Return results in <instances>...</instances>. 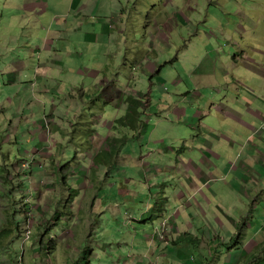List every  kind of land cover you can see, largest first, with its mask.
Masks as SVG:
<instances>
[{
  "label": "rangeland",
  "instance_id": "obj_1",
  "mask_svg": "<svg viewBox=\"0 0 264 264\" xmlns=\"http://www.w3.org/2000/svg\"><path fill=\"white\" fill-rule=\"evenodd\" d=\"M152 1L154 7L150 8L148 0H136L143 15L139 17L131 4V12L126 21L132 31H137L143 29L144 19L150 14L159 20L165 14V9L172 14H183L181 21L174 20L170 24V40L159 57L157 69H165L168 76L170 72H179L187 81L195 74L194 80L198 82L202 76L209 74V70L200 69L201 64L208 59H220L222 64L238 62L243 56L241 47L251 45L250 42L260 45L255 41L257 38L254 35L264 34V0ZM26 2L0 0V264H136L134 255L137 252L133 250L138 251L139 247L144 250L143 255L148 264H168V261L170 264H264V242L261 241L258 247L254 246L255 250L250 256L243 253L238 239L219 244L218 251L215 247L217 256L214 250L206 253L195 240L183 245V248L182 245L178 246L173 254L166 251L161 255L160 252L165 248L174 247H169L164 227L161 229L160 221L163 219L157 220L153 226L147 221L152 215L148 210L149 207H154V201L146 184V179H151V176L146 173L145 179L142 174L145 164L156 163L155 156L150 154L154 149L152 128L148 125L146 134L140 139L133 136L134 132L125 131L128 140L120 144L116 156L106 163L110 164L109 167L99 166L95 161L101 155V150H107L104 139L95 135L98 139L95 143L91 139L89 143L84 132H73V127L68 125H63L58 133L54 131L51 125L56 119L52 115L53 109L58 107L59 113L72 116L74 120L71 108L73 105L65 94L56 93L46 98L38 93L39 66L46 65L51 57L44 53H29L42 51V41L34 40V25L37 21L34 20L32 24L31 20L23 19V13H20V5ZM53 2L64 9L69 7L72 0ZM165 2H168L167 7ZM125 4L128 6L127 2ZM206 13H210V16ZM45 34H48L46 30L43 33L40 31L37 38L43 39ZM135 38L143 39V36L139 33ZM100 39L98 44L83 49L95 54V57L90 58L91 69L107 64L102 54L98 56L99 49L104 47L100 44ZM79 45L75 44V47ZM120 49L122 51L118 56L111 58L110 67L122 74L125 72L124 59L130 64L135 63L136 59L130 55L127 45ZM141 49L140 46L136 47V50L145 53ZM83 50L82 60L85 56ZM257 56V60L264 61V57H260L262 55ZM19 62H24L25 65L21 72L14 73L11 80L8 73L10 68L7 66ZM127 73L129 72L125 74ZM241 75L239 73L238 76L239 81H242L240 85L246 88L247 83L240 79ZM141 76L140 88L149 93L150 77L143 74ZM74 77L70 79L71 87L75 85ZM90 80L83 77L81 83L88 86ZM50 85L53 87L54 82ZM160 91L153 90L155 103H158V98H165ZM78 103L81 104V100ZM84 114L90 125L88 129H95L100 137L107 138L108 135L113 140L125 136L113 124L116 118L126 114L125 110L112 104L107 105L99 99L88 107L85 105ZM92 116L95 117L93 120ZM67 119L68 117L64 121L69 123ZM43 122L48 125L47 133L40 125ZM105 124H108L111 132L108 133L109 128ZM38 134L42 139L46 135L44 143L37 141ZM168 140L170 143L174 142L173 137ZM85 141L89 145L84 146ZM175 145L177 143L172 146ZM181 146L182 144L177 148ZM135 148H141L142 158L134 156ZM9 157L11 162L5 165L4 161ZM107 158L97 157L103 161ZM68 163L66 173L71 175L68 177L69 188L67 185L61 186L59 174L60 166ZM131 182L135 187H132ZM181 182H166L164 192L168 198L171 192L184 189ZM71 189L78 194L75 199H70ZM101 191H104L102 196L99 195ZM139 209H142V213L145 212V223L148 222L141 235L135 232V228L141 230V225L138 224ZM169 212L167 210L165 215ZM171 215L172 211L168 216ZM262 215L261 209L256 210L254 217L258 224L264 223ZM156 219L155 217L153 220ZM40 240L44 246L46 241L54 243L49 248V252L52 251L50 257H44L41 248L37 247ZM35 247L38 249L35 250ZM154 249L158 251L154 252ZM88 250H92L90 258L83 255Z\"/></svg>",
  "mask_w": 264,
  "mask_h": 264
},
{
  "label": "crops",
  "instance_id": "obj_2",
  "mask_svg": "<svg viewBox=\"0 0 264 264\" xmlns=\"http://www.w3.org/2000/svg\"><path fill=\"white\" fill-rule=\"evenodd\" d=\"M26 1L20 5V13H23V19L31 20L32 24L34 20L37 21L34 25V40L42 41V51L29 53H44L51 57L46 65L39 66L38 93L46 98L56 93L65 94L73 105L74 120L72 116L59 113L58 107L53 109L52 115L56 119L51 125L54 131L58 133L63 125H68L73 127V132H84L89 143L91 139L95 143L98 137L102 138L107 150H101L100 154H110V142L114 141L119 149L121 140H128L125 131L134 132L116 122L128 113V98L143 102L142 124L133 136L140 139L146 134L148 125L152 128L154 149L150 154L155 156L156 163L145 164L142 174L145 179L146 173L151 176V179H146L154 201V207L148 210L152 213L149 225L153 226L157 220L163 219L160 221L161 229L164 227L169 247H174H164L165 250L159 251L161 255L166 251L173 254L178 246L182 245L183 248V245L194 240L206 253H211L215 247L218 251L219 244L238 239L243 253L250 256L255 250L254 246L258 247L259 241L264 242V223L258 224L254 217L259 209L263 211L264 217V34L254 35L260 45L250 42L251 45L241 47L243 56L238 62L222 64L220 59H208L200 65V69L209 70L208 76L204 75L196 82L195 74H192L186 81L179 72H170L168 76L165 69H157L160 53L170 40V24L174 20L181 21L182 13L172 14L165 9L160 20L150 14L144 19L143 29L132 31L126 21L131 12L130 5H133L139 17L143 15L136 0H125L128 6L124 0H72L69 7L64 9H60L61 5L55 4L53 0ZM148 4L150 8L154 7L152 0H148ZM165 6H168V2H165ZM206 15L210 16V13ZM41 25L48 32L43 39L37 38L40 31L43 33ZM139 33L143 39L135 38ZM99 38L104 47L99 49L98 56L102 54L107 64L91 69L90 58L95 57V54L83 49L98 44ZM75 44L83 48H76ZM125 45L136 62L130 64L124 59L125 72L120 74V71L111 69L110 60L118 56L122 51L120 48ZM138 46L145 53L136 50ZM81 50L85 51L83 60ZM259 54L262 60H257ZM24 65V62H19L7 66L10 68L8 73L11 80L15 72L22 71ZM239 73L242 74L240 79L247 83L246 88L240 85L242 81L238 79ZM141 74L150 77L149 89L146 88L149 93L140 88ZM72 76H75L73 87L70 83ZM83 77L91 79L88 86L82 85ZM51 82H54L53 87ZM153 90H161L165 98H158V103H155ZM99 99L126 111L113 123L116 130L125 136L112 140L108 135L107 138L100 137L95 129H88L90 125L84 114L85 105L88 107ZM79 100L81 104H77ZM66 117L69 123L64 121ZM40 125L47 133L48 125L45 122ZM105 126L108 127V124ZM37 137V141L44 143L45 134L44 139L39 134ZM170 137H173L174 142H169ZM89 143L85 141L84 146ZM175 143L177 145L172 146ZM180 144L182 146L179 149L177 147ZM133 150L135 157L139 155L142 158L141 148ZM6 160L4 164H10L11 158ZM175 180H181L184 189L171 192L168 198L164 186L167 181ZM131 184L135 187L133 182ZM103 192L99 195L102 196ZM159 200L164 201L161 203L164 211L158 216L155 212ZM167 210L170 212L165 215ZM139 211L138 224L141 230L135 228L137 235H141L148 226L145 212L142 213V209ZM171 211L172 215L168 216ZM155 217L157 219L154 221ZM152 251L153 247L150 248ZM133 252H137L134 255L136 264H148L142 248Z\"/></svg>",
  "mask_w": 264,
  "mask_h": 264
},
{
  "label": "trees",
  "instance_id": "obj_3",
  "mask_svg": "<svg viewBox=\"0 0 264 264\" xmlns=\"http://www.w3.org/2000/svg\"><path fill=\"white\" fill-rule=\"evenodd\" d=\"M141 98H144V97L141 96ZM144 101H147V99H145ZM127 102L129 103V111H128V113L124 117H122L121 119H119L116 122L119 125L124 126V127H128L132 131L135 132V131L140 129V125L142 124V119L141 118L143 116L142 108H143L144 104H143V102L141 100L134 99V98H131V97L128 98ZM123 142H124V139L121 140V143H123ZM117 149L118 148H116V144L114 143V141L110 142V154L107 152L105 154H101V155L97 156V157H100V158H103V157H108V158L103 161L102 159L98 160L97 157H96V159H95L96 163L99 164V166L102 165V164L106 165V163L109 162L110 158L116 156ZM74 156H76V155H74ZM66 160H67V157H66ZM69 164L70 163L62 164L60 166L61 168H60V171H59L60 178H61L60 182L62 184L61 186L64 187L65 185H67V188H69V185H70V184H68V183H70V182H68V177L71 176L69 173H66V167H69ZM106 166L109 167L110 164H107ZM69 195L72 196L70 199H75L78 196V194H76V192L73 191L72 189H71ZM162 202L164 203L163 200H159V202L157 204V207H158L157 212L154 211L156 213V215H158V216L162 215V213L164 211L163 206H161ZM148 221H150V220H148ZM44 241H46V240H44ZM39 243L40 244H38L37 247L41 248L42 255L44 257H45V255L47 257H50L52 251L49 252V248L51 249V246L53 247L54 243L52 241H49V242L46 241L45 246L42 245L43 243H42L41 240L39 241ZM43 247H44V249H43ZM38 248L35 247L34 249L37 250ZM90 251L92 253V250H90ZM90 251L88 250L83 255L86 256V257L89 256L88 258H90V256H91ZM84 260H86V258H84ZM88 262H89V260H88Z\"/></svg>",
  "mask_w": 264,
  "mask_h": 264
}]
</instances>
